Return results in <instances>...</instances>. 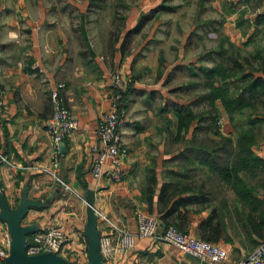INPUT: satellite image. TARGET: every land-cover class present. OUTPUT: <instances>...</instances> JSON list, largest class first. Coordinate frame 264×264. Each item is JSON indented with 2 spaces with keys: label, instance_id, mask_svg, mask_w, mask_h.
Segmentation results:
<instances>
[{
  "label": "crops",
  "instance_id": "1",
  "mask_svg": "<svg viewBox=\"0 0 264 264\" xmlns=\"http://www.w3.org/2000/svg\"><path fill=\"white\" fill-rule=\"evenodd\" d=\"M7 6L4 12L13 14L0 17V152L7 159L0 164V244L8 235V256L15 232L24 249L31 233L52 226L66 235L65 264H208L165 242L137 237L130 250L104 259L97 239L109 235L115 240V232L94 211L130 233L137 212L153 216L160 226L172 225L223 249V264L244 258L264 240V124L251 150H215L214 162L208 163L207 150H162L150 108V92L160 89L134 80L125 94L120 127L127 147L122 176L93 178L89 149L97 143L98 119L109 110L110 78L132 71L131 55L117 48L90 54L87 36L78 38L68 20L54 19L51 6L26 0ZM210 8L221 15L219 33L238 54L245 52L246 58L259 52L264 60V0H201L197 16ZM196 18L176 57L194 72L205 54L195 46L201 34L191 40L192 27L204 26ZM207 20L212 25L213 19ZM191 46L199 50L192 52ZM52 89L76 120L62 149L58 146L54 171L52 141L44 127ZM221 120L229 132L226 118Z\"/></svg>",
  "mask_w": 264,
  "mask_h": 264
},
{
  "label": "rangeland",
  "instance_id": "2",
  "mask_svg": "<svg viewBox=\"0 0 264 264\" xmlns=\"http://www.w3.org/2000/svg\"><path fill=\"white\" fill-rule=\"evenodd\" d=\"M17 2L18 0H0V17L4 14L8 19L12 10L4 12L7 5ZM37 2L43 7L51 6L50 14L54 19L68 20L78 38L87 36L85 40L90 41V54H99L101 51L109 53L117 48L116 50L131 55L132 71L126 74L130 81L125 89L133 85L134 80L141 86L160 89L159 92H150L153 104L150 108L153 111L151 120L154 132L162 138V150L198 148L208 144L211 138L217 139L218 133H214L216 128L213 133L205 128L211 119L206 116L205 120L198 123L201 129L194 132V140L188 143L186 133L175 128L174 116L175 110L184 113L185 107L194 114L209 111L203 100L195 99L204 90L203 69L212 66L214 53L219 46L230 53L227 47L229 42L219 33L221 15L212 10V4H208L212 9L197 16L196 5L201 0H26V4ZM81 6L84 8L80 9ZM194 17H197L195 22H204L203 27H192L190 33L191 40L201 34V42L195 46L205 52L197 60L201 65L200 69H194L196 72L188 71L187 66L176 61L177 52L183 48V38L189 30L188 26L194 24L191 23ZM208 18L213 19L210 21L212 25L207 23L210 20ZM190 48L192 52L199 50L192 46ZM239 55L245 57L246 53ZM156 100L157 106L154 105ZM224 117L222 114L216 120L220 134L223 131L221 119ZM222 133L225 134L224 131Z\"/></svg>",
  "mask_w": 264,
  "mask_h": 264
},
{
  "label": "built area",
  "instance_id": "3",
  "mask_svg": "<svg viewBox=\"0 0 264 264\" xmlns=\"http://www.w3.org/2000/svg\"><path fill=\"white\" fill-rule=\"evenodd\" d=\"M129 81L126 75L117 73L110 78L112 94L109 110L98 119L94 130L97 143L89 149L91 154L89 172L93 178L105 177L118 180L122 176L121 163L127 155V147L120 129L126 115L125 110L120 107V97ZM58 87L60 86L58 85ZM48 100L50 112L44 122V127L52 141L53 151L50 168L54 171L58 165V144L76 128V120L65 106L57 89L49 91ZM0 164H7V159L1 152ZM54 178L62 184L57 177L54 176ZM63 187L67 189L66 185ZM94 214L96 219L115 232V240H112L109 235L98 237V251L104 259L109 258L113 253L130 250L133 247L135 237L165 242L182 253L208 264H223L226 256L225 251L220 247L205 240L189 237L172 225L160 226L157 218L142 212L135 214L136 229L134 233L116 228L106 216L97 211H94ZM66 241V235L60 228L46 226L28 236L23 255L26 257L52 255L64 260L63 248ZM9 244L10 239L5 234L0 244L1 264L8 256L6 248ZM231 264H264V240L258 243L244 258L235 260Z\"/></svg>",
  "mask_w": 264,
  "mask_h": 264
},
{
  "label": "trees",
  "instance_id": "4",
  "mask_svg": "<svg viewBox=\"0 0 264 264\" xmlns=\"http://www.w3.org/2000/svg\"><path fill=\"white\" fill-rule=\"evenodd\" d=\"M228 44L230 53L219 46L214 53L212 66L203 69L202 72L204 90L200 95H196L195 99L203 100L209 111L194 114L186 107L184 113L174 111L175 128L182 129L183 133L189 132L188 143L194 140V132L201 129L198 123L205 120L206 116L211 118L205 128L212 133L216 128L214 133H218L217 139L211 138L206 145L186 149L207 150L208 163L215 161V150H237L238 154H241L251 150L262 136L264 124V60L260 59L262 54L256 52L249 57H241L238 49ZM130 87L131 85L121 93L120 107L123 109L125 94ZM221 114L225 115L230 126V131L225 134L223 131L220 134L216 127V120ZM192 123L194 126L191 127Z\"/></svg>",
  "mask_w": 264,
  "mask_h": 264
},
{
  "label": "water",
  "instance_id": "5",
  "mask_svg": "<svg viewBox=\"0 0 264 264\" xmlns=\"http://www.w3.org/2000/svg\"><path fill=\"white\" fill-rule=\"evenodd\" d=\"M59 149H62L63 144H58ZM60 185H57L58 189ZM88 208L92 210L91 205L87 202ZM14 238V250L12 254L4 260L3 264H65L64 260L52 255H40L26 257L23 255V242L18 232L13 234ZM97 251H98V239H97Z\"/></svg>",
  "mask_w": 264,
  "mask_h": 264
}]
</instances>
